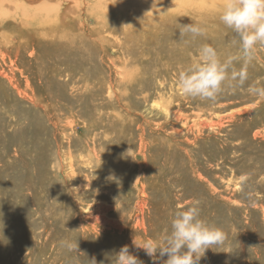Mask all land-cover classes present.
<instances>
[{"label": "rangeland", "instance_id": "obj_1", "mask_svg": "<svg viewBox=\"0 0 264 264\" xmlns=\"http://www.w3.org/2000/svg\"><path fill=\"white\" fill-rule=\"evenodd\" d=\"M22 1L26 6L11 8L25 15L0 13V71L32 72L15 75L18 87L0 86V264H91L92 257L109 264L105 253L124 245L153 264L133 237L137 243L158 238L178 207L194 203L202 219L227 236L225 247L207 250L199 264H264L262 97L250 95L247 82L235 89L226 84L214 101L182 95L173 74L188 66L185 61L142 66L127 54L118 63L125 77L108 67L122 56L121 47L133 44L126 36L136 21L215 15L223 0ZM156 2L160 9L153 10ZM57 10L71 12L66 18ZM80 52L91 76L79 71L76 83L68 74L53 77L55 64L63 68ZM148 70H164L166 84L156 89L161 76ZM249 105L256 109L233 116ZM129 148L134 159H121ZM110 173L119 183L105 179ZM136 190L145 198L143 212ZM130 197L134 203L124 212ZM98 201L116 204L110 217L126 214L127 235L100 226ZM65 240L76 246L68 250Z\"/></svg>", "mask_w": 264, "mask_h": 264}, {"label": "clouds", "instance_id": "obj_2", "mask_svg": "<svg viewBox=\"0 0 264 264\" xmlns=\"http://www.w3.org/2000/svg\"><path fill=\"white\" fill-rule=\"evenodd\" d=\"M218 19L234 33L231 43L237 47L239 55L221 59L213 46L202 44L197 49V60L178 72V90L182 95L214 101L226 84L232 88L244 86L248 80L247 66L254 59L255 50L258 46L264 47V0H223ZM178 30L181 41L186 37L195 39L205 34L199 22L180 24ZM236 61L241 62L239 68L235 66ZM247 91L250 95L264 97V86L249 85ZM130 153L131 148L122 152L120 158L132 157ZM105 179L119 183L114 173ZM226 241L225 231L202 219L199 205L194 203L184 208L178 207L170 217V227L158 238L137 243L134 236L133 245L143 249L153 264L160 261L162 264H199L207 250L223 248ZM61 244L68 250L76 246L67 240ZM105 256L109 264H144L128 245L105 253ZM165 256L166 260L163 259ZM90 261L97 264L95 257Z\"/></svg>", "mask_w": 264, "mask_h": 264}, {"label": "bare ground", "instance_id": "obj_3", "mask_svg": "<svg viewBox=\"0 0 264 264\" xmlns=\"http://www.w3.org/2000/svg\"><path fill=\"white\" fill-rule=\"evenodd\" d=\"M27 1H31V0H27ZM32 1H35V0H32ZM12 3H15L16 6H22V5L26 6L25 3L22 0H0V13L3 15V14H8L9 11H14V14L15 15L17 14L19 16L25 15L26 13H28L23 8H20L18 10H16L17 9L16 8L15 10H12V8H11ZM158 5L159 4L157 2L154 3V5H152L153 6L152 9L153 10L160 9V6H158ZM140 6H143V5H140ZM185 7H187V6H185ZM193 8H194V5L193 6H191V5L189 6V10L190 11ZM198 8H201V5L198 4V3H196L195 9L197 10ZM145 9H147V8H145ZM213 9L215 11V15L199 14V15H189L188 16V17H190V19H192L193 22L196 19L199 23H201L203 25L204 30H205V34L203 36L197 37L195 39H191L190 37H186L183 41H181L179 39V30H178V28H179V25L180 24H188L189 23L188 20H187L188 17H185L184 16V17L175 18V19L172 17V20H170L171 22H164L163 21L162 23H159V22H156V21H157V19H165L164 18L165 15L159 16L157 18L156 17H148V18H146L144 20L136 21L133 24V31L130 33V37L126 36L127 39L128 38H132L133 44L127 45L126 47H121L122 48V51L120 52V54H122V56H119L116 59L115 58H111L110 65H108V67H110L111 69H115V71H116V73L118 75L123 74L124 77H125V73L123 72V70L121 69L120 64H118V63L121 62L122 61V57L124 55H127V54L130 56V62L134 63V65H142V66H144L147 63L152 64V65H156V64H159L161 62L164 63V64H167V65H174V64L179 63L181 61H185L186 64L190 65L191 63H193V62H195L197 60V49L202 44H204V43H207V44H210L211 46H213L217 50V52L219 53L221 59H225V58H227L230 55L231 56H234V57L237 56V55H239V52L237 50V47L231 43V41L234 39V33L232 32L231 29L226 28L222 23H220V21L218 19V14L220 12V9H218V7L217 8H213ZM7 10H9V11H7ZM67 11H68V13L65 12V11L63 12L62 10H57V13H59V15H62V16H64V17L67 18V16L70 14L71 10H67ZM170 15H172V14H169V16ZM211 23H212L214 29L210 28V26H211L210 24ZM208 30L209 31H212V33L209 32ZM236 51L238 53H236ZM117 59H118V61H116ZM240 65H241V62L240 61H236L235 62V66L237 68H239ZM53 67L55 68L53 77H58V76H63L64 74L65 75L68 74L67 76H69V78H70L69 80L73 81V83L74 82L75 83L77 82L75 76H76V74L79 71H80V73L82 72L83 74L88 75V77L91 76V73H90L91 72V68L88 69L87 67H85V54L83 52H80V53L72 56L68 60V63L65 64V67L61 68L58 64H55ZM17 69H20V67L11 69V71L9 73H4V72L0 71V86L18 87L19 84H18V81H17L15 75H17L18 72H20L21 74H23L25 76H29L32 73L31 70H28V69H25L24 71L23 70L18 71ZM25 72L28 73V75ZM148 72H149V74L151 76H155V77L156 76H161L160 77L161 78L160 79V82L157 81L156 79L154 80L152 78V83H151L152 84V87L155 86V82L156 81H157L156 82V84H157L156 85V89H159L162 85L166 84L165 81L167 80V77H168L169 74H164L162 76L164 70H159V71H156V70H148ZM174 73H175V74H173L174 77H175V75H178L177 74L178 73L177 71H175ZM247 73H248V80L246 82L248 83V85L264 86V47H259L258 46L257 49L255 50L254 59L247 66ZM255 74L258 75V76H260L259 78H257L258 81H254V80L249 79V77H251L252 75H255ZM39 78H41V77H39ZM31 87H32V85H31ZM235 88H233V89H235ZM29 98L32 99L31 97H29ZM247 99L248 98H245V100H247ZM262 100H264V97H262ZM32 101L33 102H36L39 107H42L43 110L45 109L44 111L46 113H48V111H49L48 106L45 108V106L42 105V102H39L38 103L34 99H32ZM6 102H8V101H6ZM238 103L239 102H237V104ZM232 105H233L232 103L229 104V106H232ZM255 109H256V107H254V105L245 106V107H242L241 109H238L233 114V116L234 115L237 116V114H242L243 115V114L251 113ZM66 115L69 117L70 112L68 114H66ZM58 118L60 119L62 117H58L57 116V118L55 119V123H57V124H59L58 123L59 122V119ZM84 118H86V117H84ZM73 121H74V118L72 120V123L67 120V122H68L67 124L71 123V124L75 125ZM83 125H85V124H83ZM89 125H90V127H92V123H90ZM106 125H107V123H106ZM53 127H54V124H53ZM71 128L72 127H70V129ZM112 134H114V133H112ZM89 149H90V152L91 153L93 152L94 154L98 155V153L96 152V150H94V149L91 150V148H89ZM81 151H82V149H81ZM69 159H71V157H69ZM70 165L72 167L73 166L75 167L73 160H71ZM106 166H107V169L108 168L111 169V168L114 167L113 163L106 164ZM102 169H105V165L102 166ZM66 177L71 178L70 175H68V174H66ZM140 181L141 180L135 181V184L137 185L138 182H140ZM96 191L100 193V191H98V190H96ZM141 192L142 191L136 190V193L138 194V196H137V209L138 210L137 211H139V212H143L144 211V204H145V198L141 194ZM143 193L146 194L145 191ZM99 197H98V199H99ZM92 201H93V199H92ZM132 202H133V198H131V197H130L129 200H127L125 202L124 212H125V210L130 209V206L132 207ZM106 203L107 202H104V201H98L96 203V211L98 212L97 215H96V218H98L101 221V222H99L100 226L103 227L105 225V228H106L105 230H107L108 232H110L109 229H111V230L113 229L114 231L116 230V231L122 232L124 234L128 233L129 231H131V229L129 230V228H127L123 224V222H122V221H124V218H125V215L126 214L123 215V216H120L121 219L113 218V216L110 217L109 214L112 211V209H116L118 207L115 206L116 204L115 205L114 204L109 205V204H106ZM119 207L121 208V206H119ZM106 224L108 225V227L106 226ZM95 227H97V225H94L93 226V230H94ZM126 235H125V237H126ZM135 237H136V235H135ZM138 238H139V236H138ZM128 241L130 242V240H128ZM93 244H95V243H93ZM105 246H107V245H105ZM94 247H93V249H94ZM89 250H91V249H89ZM96 252H98V249L96 250ZM101 255H103V253ZM101 261H103V260L101 259ZM99 264H100V262H99Z\"/></svg>", "mask_w": 264, "mask_h": 264}]
</instances>
